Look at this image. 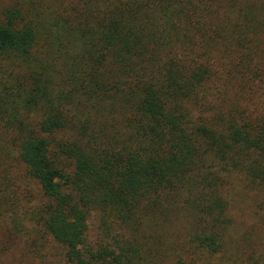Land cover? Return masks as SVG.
<instances>
[{
    "label": "trees",
    "instance_id": "16d2710c",
    "mask_svg": "<svg viewBox=\"0 0 264 264\" xmlns=\"http://www.w3.org/2000/svg\"><path fill=\"white\" fill-rule=\"evenodd\" d=\"M236 184L263 204L264 0H0V264H221Z\"/></svg>",
    "mask_w": 264,
    "mask_h": 264
},
{
    "label": "rangeland",
    "instance_id": "374dc122",
    "mask_svg": "<svg viewBox=\"0 0 264 264\" xmlns=\"http://www.w3.org/2000/svg\"><path fill=\"white\" fill-rule=\"evenodd\" d=\"M254 191L247 190L241 184H236L231 191L234 200L232 209L234 223L228 232L227 255L224 258L221 256V264H264V202L260 205L255 197L252 198L255 194ZM124 235L122 231L105 233L98 213H93L89 219L88 244L95 250L101 245L118 248L117 240L120 242L124 240ZM129 236L131 234H128L126 239L135 244L136 241ZM142 240L145 241V245L147 244L144 245L145 250L140 248L141 254L146 260L140 264H180L181 258L187 263L193 262L188 251L178 246L176 243L178 240L174 245H167L166 236L161 238L150 236L146 240L143 238ZM157 240H161V243H156ZM171 241H173V237H171ZM45 251L52 252L54 258L61 257L59 247L52 245L46 247ZM7 258L9 261L14 260L15 264H41L39 259L28 257L19 249L13 256Z\"/></svg>",
    "mask_w": 264,
    "mask_h": 264
}]
</instances>
